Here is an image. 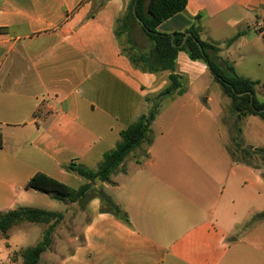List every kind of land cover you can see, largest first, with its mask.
Segmentation results:
<instances>
[{
    "label": "crops",
    "instance_id": "obj_1",
    "mask_svg": "<svg viewBox=\"0 0 264 264\" xmlns=\"http://www.w3.org/2000/svg\"><path fill=\"white\" fill-rule=\"evenodd\" d=\"M128 1L0 0V214L48 202V194L24 187L35 172L86 183L65 166L96 168L119 131L148 113L168 85V71L134 64L116 36ZM192 25L218 47L224 73L257 81L264 101V0H186L157 30ZM175 72L184 91L160 102L150 141L126 156L110 182L93 185L128 221L92 196L71 234L62 223L69 204L59 201L63 219L38 263L264 264V219L247 224L264 211V165L228 153L224 118L235 114L206 63L179 50ZM237 122L244 144L264 147V119ZM11 254L0 264H20Z\"/></svg>",
    "mask_w": 264,
    "mask_h": 264
},
{
    "label": "trees",
    "instance_id": "obj_2",
    "mask_svg": "<svg viewBox=\"0 0 264 264\" xmlns=\"http://www.w3.org/2000/svg\"><path fill=\"white\" fill-rule=\"evenodd\" d=\"M186 0H129L125 14L116 21V36H120L118 22L127 32V41L134 46L129 35L132 23H137L141 32L147 37L150 46L146 52H127L129 59L134 64H139L142 69L150 72L168 71V85L165 86L152 102L148 113L140 115L134 122L119 131L120 140L113 149L106 151L95 169L80 164L69 163L66 169L84 177L87 182L77 188L46 175L35 172L25 183L26 189H34L48 194L51 198L66 204L72 202L85 203L90 197L96 196L101 201V210L110 211L117 217L128 221L127 215L117 204L102 190L94 191L95 182H110V175L119 167L126 156L138 148L143 142L150 141L151 122L157 113L161 101L181 94L184 84L181 76L175 72V60L179 50L187 49L191 59L204 61L214 77L222 86L224 93L231 99L230 111L235 114V120L229 126L230 141L233 145L227 147L233 161L256 165L254 159L264 162V147H252L244 144L238 120L246 115H258L264 119V101L257 99L255 86L257 81L250 80L235 74L224 73L218 64V47L202 40L198 28L190 26L184 32L162 33L157 26L165 19L185 8ZM5 28H0V32ZM184 36L185 39H184ZM184 39V41H183ZM231 38L228 42L232 41ZM183 42V43H182ZM232 70L231 66H228ZM264 86V82L262 83ZM0 134V147H1ZM63 213L50 211L37 207L19 206L0 214V233L3 238H8L9 229L21 222L46 223L47 228L43 237L36 244L21 249L12 254V258L19 256L20 264H37L42 252L52 243L53 232L62 221ZM264 219V211L254 214L247 224Z\"/></svg>",
    "mask_w": 264,
    "mask_h": 264
},
{
    "label": "rangeland",
    "instance_id": "obj_3",
    "mask_svg": "<svg viewBox=\"0 0 264 264\" xmlns=\"http://www.w3.org/2000/svg\"><path fill=\"white\" fill-rule=\"evenodd\" d=\"M122 22L123 21L118 22L117 26H118V30L120 31L119 38L122 41V44L126 48V50L128 52H132V53L133 52H142V51L146 52V50H148V46L146 47V45H148L149 41L146 42V40L144 39V37H143L144 35L141 32L139 25L135 22L132 23V27H131V31H130L129 35L133 41L134 46H131V44L127 41V32L122 27ZM217 86H220V84ZM212 89L217 90L218 87L216 89V87L214 85ZM258 93H259L260 97H262L264 95V91L258 92ZM224 122L229 127L233 121L231 119H229V117H225ZM155 125L157 126L158 122ZM152 129L155 130V126ZM152 135H153V133L151 132V135L149 137L151 138ZM229 144L231 147L233 146L231 144V142ZM253 161L257 165H262V166L264 165V162L261 160H258V158L254 159ZM92 169H95V168H92ZM68 185H70L73 188L78 187V185L74 181L69 182ZM98 190H101L100 186L94 187L92 190V193L94 191H98ZM45 198H46V200H48L49 203L46 201L41 202V201L37 200L34 203L35 204L37 203L36 205H40V206H34V207H38V208H42V209H51L50 211H61L63 209L64 206L61 202L54 200V199H51L50 197H45ZM28 207H31V206H28ZM49 207H52V208H49ZM83 207H84V204L80 203V202H78V203L76 202L75 205H71V203H69L70 215H68V218L65 219L62 223L66 227L67 231L70 232L71 234L73 233L72 227L74 225L73 224L74 223V221H73L74 217H76L78 215V213H81ZM46 228L47 227L44 225V223H41V222L36 223V222H27V221L25 222L24 221V222L17 224L16 226L12 227L9 230L8 238H3L1 233H0V262L5 260L4 256H5L6 252H9L10 254L11 253L12 254L17 253L21 249H24L26 247H29V246L36 244L38 241H40L42 239L43 233H44ZM53 234H54V232H53ZM52 241H53V238H52ZM41 258H42V256L39 259H41ZM2 263H4V262H2ZM37 264H40V263H37Z\"/></svg>",
    "mask_w": 264,
    "mask_h": 264
},
{
    "label": "water",
    "instance_id": "obj_4",
    "mask_svg": "<svg viewBox=\"0 0 264 264\" xmlns=\"http://www.w3.org/2000/svg\"><path fill=\"white\" fill-rule=\"evenodd\" d=\"M185 37H186V36H184V39H185ZM184 39H183V41H184ZM182 43H183V42H182Z\"/></svg>",
    "mask_w": 264,
    "mask_h": 264
}]
</instances>
